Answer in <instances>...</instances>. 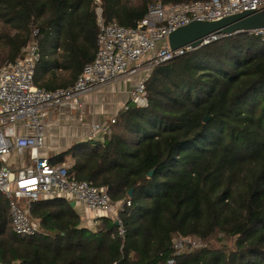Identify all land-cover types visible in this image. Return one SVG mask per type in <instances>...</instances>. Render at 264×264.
I'll use <instances>...</instances> for the list:
<instances>
[{
  "label": "trees",
  "instance_id": "trees-1",
  "mask_svg": "<svg viewBox=\"0 0 264 264\" xmlns=\"http://www.w3.org/2000/svg\"><path fill=\"white\" fill-rule=\"evenodd\" d=\"M152 3L0 0V66L37 41L35 84L70 87L96 56L97 8L107 22L132 28ZM145 84L148 104L121 110L103 141L51 160L72 156L71 175L112 201L130 200L120 214L125 234L110 217L82 227L70 203L55 197L32 203L41 230L20 236L0 193V264H264V40L224 35L158 64ZM216 234L221 248L208 245ZM178 237L204 244L178 254Z\"/></svg>",
  "mask_w": 264,
  "mask_h": 264
},
{
  "label": "built area",
  "instance_id": "built-area-1",
  "mask_svg": "<svg viewBox=\"0 0 264 264\" xmlns=\"http://www.w3.org/2000/svg\"><path fill=\"white\" fill-rule=\"evenodd\" d=\"M249 11H264V0H200L179 4H164L157 0L135 27L128 28L117 21L107 22L98 7L96 56L67 88L50 91L35 84L36 64L40 59L37 41L30 43L19 59L4 64L0 68V193L8 200L13 232L34 237L40 232L41 224L31 217V204L60 197L95 214L94 225L101 217L114 219L119 225V235L123 236L125 229L120 214L131 206L130 200L112 201L104 189L71 175L68 164H55L40 154L49 111L61 107L83 108V96L122 78L147 75L158 64L183 55L191 48L173 51L169 46V35L176 29L193 21H217ZM249 33L264 40V28ZM222 36L224 34H212L205 37L201 45ZM146 78H142L130 93V101L135 105L148 104ZM128 109L129 105L125 107ZM115 121L116 116L109 124ZM109 124L96 125L91 139H96L98 132L107 134ZM22 130L29 133L21 134ZM28 149L31 150L30 164L13 169L7 163L12 153L23 157ZM174 247L180 254L198 246L191 237H178ZM157 264L176 263L171 258Z\"/></svg>",
  "mask_w": 264,
  "mask_h": 264
},
{
  "label": "crops",
  "instance_id": "crops-1",
  "mask_svg": "<svg viewBox=\"0 0 264 264\" xmlns=\"http://www.w3.org/2000/svg\"><path fill=\"white\" fill-rule=\"evenodd\" d=\"M144 76L143 73L141 75L122 78L114 84L104 86L83 96V108L61 107L51 109L45 120L44 144L40 149V154L53 160V158H56L58 155L68 151L77 144L89 141L93 143L97 140L103 141L106 135V133L103 132L96 133L97 138L91 139L94 133V127L96 125H108L111 118L117 116L121 110H124L125 107L131 103L130 93ZM24 133L29 132L22 130L21 134ZM67 159L61 164L66 163L70 167L74 162L73 157L71 156L70 163L69 158ZM30 162L31 150L28 149L23 157L18 156L16 153H12L7 163L13 169H18L30 164ZM67 201L70 205L74 202L70 200ZM72 208L78 213L82 227L92 229L96 226L94 225L95 214L88 212L75 202ZM29 211L31 212V208ZM32 218L40 221L38 218Z\"/></svg>",
  "mask_w": 264,
  "mask_h": 264
},
{
  "label": "water",
  "instance_id": "water-1",
  "mask_svg": "<svg viewBox=\"0 0 264 264\" xmlns=\"http://www.w3.org/2000/svg\"><path fill=\"white\" fill-rule=\"evenodd\" d=\"M264 28V11L243 12L235 14L217 21H193L188 25L176 29L169 35V46L175 51L181 48L190 47L192 49L201 46L205 37L212 34L232 35L244 31ZM208 118H206L207 120ZM153 170L149 172V176ZM133 195L130 190L129 196ZM74 205V202L71 206ZM118 225V222L115 221Z\"/></svg>",
  "mask_w": 264,
  "mask_h": 264
},
{
  "label": "rangeland",
  "instance_id": "rangeland-1",
  "mask_svg": "<svg viewBox=\"0 0 264 264\" xmlns=\"http://www.w3.org/2000/svg\"><path fill=\"white\" fill-rule=\"evenodd\" d=\"M154 1H157V0H153V2ZM160 1V0H159ZM2 65H4V64H1V66L0 67H2ZM150 73V72H149ZM145 74V73H144ZM148 75L149 74H145V76L146 77H148ZM144 76V77H145ZM129 106L132 108L133 106H134V104L131 102L130 104H129ZM67 158H69V163L71 162V156H67L66 157V159ZM65 159V160H66ZM68 160V159H67ZM221 237V234H216L215 236H213V237H211L210 238V240H209V242H208V245L209 246H211V247H213V248H221V242L218 240L219 238ZM191 238H193V237H191ZM194 240H195V244L198 246V247H202L203 246V244H204V242H202L201 240H199L198 238H193ZM226 242V244H225V246H227L228 248H232V247H234V239H227V240H225ZM207 243V242H206Z\"/></svg>",
  "mask_w": 264,
  "mask_h": 264
}]
</instances>
